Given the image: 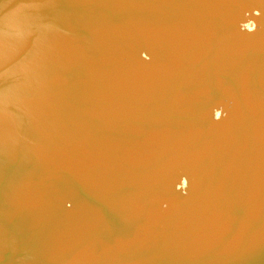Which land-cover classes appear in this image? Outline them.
Returning a JSON list of instances; mask_svg holds the SVG:
<instances>
[{
  "label": "water",
  "instance_id": "water-1",
  "mask_svg": "<svg viewBox=\"0 0 264 264\" xmlns=\"http://www.w3.org/2000/svg\"><path fill=\"white\" fill-rule=\"evenodd\" d=\"M0 264H264V0H0Z\"/></svg>",
  "mask_w": 264,
  "mask_h": 264
}]
</instances>
